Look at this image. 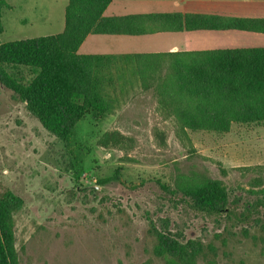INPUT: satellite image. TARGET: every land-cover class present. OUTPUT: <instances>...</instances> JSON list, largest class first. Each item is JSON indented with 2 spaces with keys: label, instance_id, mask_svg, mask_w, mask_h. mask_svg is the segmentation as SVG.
I'll use <instances>...</instances> for the list:
<instances>
[{
  "label": "rangeland",
  "instance_id": "374dc122",
  "mask_svg": "<svg viewBox=\"0 0 264 264\" xmlns=\"http://www.w3.org/2000/svg\"><path fill=\"white\" fill-rule=\"evenodd\" d=\"M0 44L56 35L68 0H3ZM28 83L32 71L3 67ZM133 86L112 115L85 116L68 142L0 85V201L17 264H264V124L185 131ZM214 182L228 212L184 191ZM183 257L159 255L157 235Z\"/></svg>",
  "mask_w": 264,
  "mask_h": 264
},
{
  "label": "trees",
  "instance_id": "16d2710c",
  "mask_svg": "<svg viewBox=\"0 0 264 264\" xmlns=\"http://www.w3.org/2000/svg\"><path fill=\"white\" fill-rule=\"evenodd\" d=\"M112 0H68L65 27L55 36L0 44V85L17 94L43 128L68 142L85 117L112 115L133 86L150 91L156 110L174 118L181 132L227 133L233 124H264V49L150 56L78 55L89 34L114 32L116 19L102 16ZM0 0V34L3 31ZM5 66L34 75L11 80ZM194 207L209 215L228 212L225 193L214 182L184 191ZM0 201V264H17L11 212ZM159 255L183 257L177 239L157 235Z\"/></svg>",
  "mask_w": 264,
  "mask_h": 264
},
{
  "label": "crops",
  "instance_id": "0c3cea01",
  "mask_svg": "<svg viewBox=\"0 0 264 264\" xmlns=\"http://www.w3.org/2000/svg\"><path fill=\"white\" fill-rule=\"evenodd\" d=\"M102 16L116 19L114 32L87 35L78 55L264 49V0H112Z\"/></svg>",
  "mask_w": 264,
  "mask_h": 264
}]
</instances>
